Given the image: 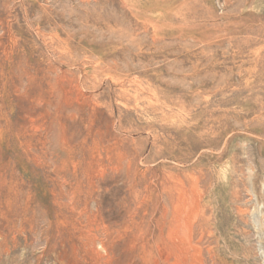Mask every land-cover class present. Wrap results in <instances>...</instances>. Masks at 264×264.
<instances>
[{
    "label": "rangeland",
    "instance_id": "rangeland-1",
    "mask_svg": "<svg viewBox=\"0 0 264 264\" xmlns=\"http://www.w3.org/2000/svg\"><path fill=\"white\" fill-rule=\"evenodd\" d=\"M0 264H264V0H0Z\"/></svg>",
    "mask_w": 264,
    "mask_h": 264
},
{
    "label": "bare ground",
    "instance_id": "bare-ground-1",
    "mask_svg": "<svg viewBox=\"0 0 264 264\" xmlns=\"http://www.w3.org/2000/svg\"><path fill=\"white\" fill-rule=\"evenodd\" d=\"M244 20V19H243ZM227 28V27H226ZM248 29V28H247ZM253 29V28H252ZM249 30V29H248ZM238 36V35H237ZM232 39V38H231ZM234 44H235V41H234ZM237 44V43H236ZM246 45H247V43H245ZM249 44V43H248ZM252 45V44H251ZM236 46V45H235ZM244 48H246L245 47V45H244V47H243V49ZM249 48V46L247 47V49ZM229 49V48H228ZM243 51V50H242ZM246 51V50H245ZM253 55V54H252ZM256 56V55H255ZM257 59H261V57H262V55H261V53L260 52H257ZM248 58V57H247ZM250 58H252V57H250ZM258 61V60H257ZM248 63V62H247ZM252 63V62H251ZM254 63V62H253ZM257 63V62H256ZM255 63V64H256ZM252 65V64H251ZM260 65V64H259ZM259 68H260V66H259ZM256 69V68H255ZM262 69V68H261ZM239 72V71H238ZM231 79V78H230ZM152 109V108H151Z\"/></svg>",
    "mask_w": 264,
    "mask_h": 264
}]
</instances>
